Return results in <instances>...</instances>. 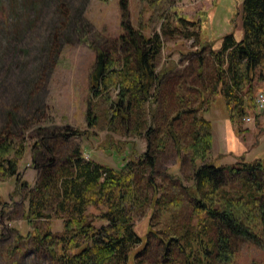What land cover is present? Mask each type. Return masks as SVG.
<instances>
[{
  "label": "rangeland",
  "instance_id": "1",
  "mask_svg": "<svg viewBox=\"0 0 264 264\" xmlns=\"http://www.w3.org/2000/svg\"><path fill=\"white\" fill-rule=\"evenodd\" d=\"M242 2L128 0L124 13L119 0H0V135L7 134L25 146L19 181L9 177L0 182V193L6 201L0 213V264H52L47 251L38 248L33 237L41 221L27 218L28 191L44 170L33 167L35 155L38 164H42L44 156L53 154L63 163L65 156L79 147L87 160L119 170L146 151L147 125L145 133L139 135L134 131L135 119L127 121L113 115L119 87L112 86L95 95L91 86L99 51L115 57L118 66L122 63L124 51L130 46L121 40L125 32L123 20L148 37L156 32L161 35L156 64L157 70L167 69V73L160 88L153 140L158 142L166 135L169 120L183 105L196 107L204 93L207 100L202 113L212 120L218 139L211 157L218 165L235 163L232 156L224 160L216 157L229 114L225 98L212 91L215 73L210 49L200 47L202 43L214 42L218 48L223 36L230 32L235 33L237 40L245 37ZM177 16L197 24L185 26L178 23ZM256 72L257 97L264 92V79H259L264 65ZM249 96L246 94L247 101ZM251 105L241 122L236 120L233 125L241 132L240 141H245L248 149L255 147L248 159L251 161L258 154L264 163V108L259 109L257 102L256 106ZM180 128L177 123L175 130ZM76 129L84 134H74L68 141L62 135L54 136ZM182 139L180 153L170 138L165 147L156 149L153 171L138 166L136 179L149 204L140 208L135 217L144 240L133 250L132 255L137 253V258L129 264H167V251L176 260H186L174 241L167 246L172 232L180 234L199 220L184 188L192 182L195 165L187 149L189 138L183 135ZM108 141L113 148H106ZM116 146H120L119 150ZM23 181H27L28 188L22 185ZM149 181H155L157 191ZM157 197L160 202L154 210L150 206ZM89 211L100 213L95 207ZM45 223L54 231L63 229L61 218L52 217ZM150 229L153 232L148 233ZM233 248L230 262L218 258L209 264H264V247L235 237Z\"/></svg>",
  "mask_w": 264,
  "mask_h": 264
},
{
  "label": "trees",
  "instance_id": "2",
  "mask_svg": "<svg viewBox=\"0 0 264 264\" xmlns=\"http://www.w3.org/2000/svg\"><path fill=\"white\" fill-rule=\"evenodd\" d=\"M119 2L125 13L128 0ZM242 14L243 39L237 40L235 33L230 32L223 36L220 47L215 48L214 42L202 43L200 47L210 49L215 73L212 91L225 98L229 118L234 123L249 113L247 108L251 103L256 106V70L264 65V0H243ZM176 18L185 26L197 24L182 16ZM122 23L125 32L121 40L130 45L124 51L122 63L118 66L115 57L99 51L91 73V86L95 95L112 86L119 87L113 115L116 119H135L134 131L139 135L145 133L147 125V149L119 170L87 160L79 147L73 148L63 163L53 154L49 158L44 156L42 164H38L35 155L33 167L44 170L28 191L27 218L41 221V226L35 227L33 233L37 247L47 251L52 264H129L135 261L137 253L133 256V250L144 240L135 225V217L140 208L149 204L136 179L138 166L153 171L156 149L165 147L169 138L180 153L183 135L189 138L187 149L195 165L192 182L184 188L199 220L180 234L171 233L167 246L174 241L185 253L186 260H176L167 251V264H209L218 258L230 262L234 257L235 237L264 247L263 160L250 161L242 157L234 164L215 163L211 157L213 123L202 113L207 100L204 93L196 107L183 105L169 120L166 135L155 142L157 103L167 73V69L157 70L156 64L161 53V35L156 32L148 37L130 23L124 20ZM194 33L199 36L197 30ZM259 79H264V73ZM246 94L250 95L248 101ZM177 123L181 127L179 131L175 130ZM89 124H92L91 119ZM74 134L79 136L84 132L76 129L73 133L61 131L54 136L62 135L68 141ZM109 141L108 149L112 147ZM24 153L23 143L7 134L0 135V182L9 177L19 181ZM149 183L158 190L155 181ZM22 185L29 187L27 181ZM159 202L157 197L150 208L155 210ZM5 206L0 193V213ZM90 207L98 208L100 213H91ZM52 217L63 220L62 230L54 231L46 225L45 221Z\"/></svg>",
  "mask_w": 264,
  "mask_h": 264
},
{
  "label": "crops",
  "instance_id": "3",
  "mask_svg": "<svg viewBox=\"0 0 264 264\" xmlns=\"http://www.w3.org/2000/svg\"><path fill=\"white\" fill-rule=\"evenodd\" d=\"M224 122L226 126H224L223 130H221L222 135L221 140L219 141L221 147L218 148L216 157H220L221 160H224L232 156L235 162H237L238 159L242 157H244L246 160H249L248 157L253 152L255 147H251L248 149L245 141H240V138H238V136H240L241 132L234 129L233 121L228 116L225 118ZM261 123L264 124V121L262 119ZM216 140L218 139L216 138L213 131V148L217 145ZM257 155L252 160L259 158L257 157Z\"/></svg>",
  "mask_w": 264,
  "mask_h": 264
},
{
  "label": "built area",
  "instance_id": "4",
  "mask_svg": "<svg viewBox=\"0 0 264 264\" xmlns=\"http://www.w3.org/2000/svg\"><path fill=\"white\" fill-rule=\"evenodd\" d=\"M256 102H257V107L259 109L264 108V92H259L257 97H256ZM250 119V118H248Z\"/></svg>",
  "mask_w": 264,
  "mask_h": 264
}]
</instances>
